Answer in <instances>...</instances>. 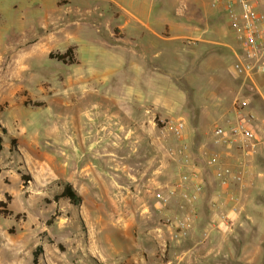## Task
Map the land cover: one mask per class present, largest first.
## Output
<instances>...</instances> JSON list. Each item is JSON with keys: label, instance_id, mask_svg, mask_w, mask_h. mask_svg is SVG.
Returning <instances> with one entry per match:
<instances>
[{"label": "rangeland", "instance_id": "374dc122", "mask_svg": "<svg viewBox=\"0 0 264 264\" xmlns=\"http://www.w3.org/2000/svg\"><path fill=\"white\" fill-rule=\"evenodd\" d=\"M137 1L149 3V0ZM163 1L154 0V11L164 10L166 21H172L180 0ZM130 2L132 0H0V121L6 129V133L0 131L4 144L0 155V202L5 203L0 206L3 210L0 213V264H35V253H38L37 264H130L129 257L140 252L141 241L164 240L163 226L177 231V219L164 215L174 207L173 200L163 205L152 195L160 190L173 196L171 191H165L173 183L167 178L161 182V177L166 176L168 159L164 152H155L145 164L137 162L126 175L129 181L116 183L117 191L122 192L118 199L122 204L128 194L145 197V206L149 209L147 218L139 211L129 221L127 215H114L112 198L98 197L104 194L101 192L104 189L108 196L112 195V162L109 163L112 150L102 149L101 154L105 155L101 166L88 150L89 144L96 141L95 123L100 120L95 104L104 103L102 98L112 94V79L119 90L124 89L129 71L126 60L132 56L130 51L140 46V40L127 38L117 43L116 28L110 39L109 27L105 29L109 14L105 12V17L101 18L98 7L112 6L122 22L128 21L130 26L138 25L146 30L129 15L128 11H133ZM255 2L264 15V0ZM201 3L204 20L200 32L181 31L188 37L198 38L199 42L188 45L189 40L159 41L164 51L160 58L163 69L156 74L149 73L157 77V86L164 98L178 104L172 123L183 117L184 130H195L194 124L198 123L199 130L214 132L217 125H228L236 97H250L253 107L258 95L264 96V85L261 84L263 79L258 78L260 92L256 93L248 85L242 88L243 78L234 69V51L240 49L239 29L223 9L213 7L212 0ZM162 4L165 6L161 7ZM141 19L154 27L153 23ZM164 31L167 37L178 34L174 30ZM71 47L76 63L80 64L63 63L50 56L62 54ZM179 48L178 62L173 60L178 57L173 51ZM94 67L108 73L106 83L100 85L91 79L87 84H67L75 73L88 76ZM148 78L143 77V82L149 81ZM168 122L155 119L157 130L164 138ZM260 122L264 123V119ZM66 130H87L83 163L98 160L95 166L99 168L93 169L92 181L82 184V202L77 206L59 197L65 177L77 167L71 160L72 165L65 167L68 172H62ZM13 140H16L15 146ZM188 147L193 154V147ZM182 174L177 172L174 183ZM145 220L148 226L143 229ZM130 222L134 226L130 227ZM252 237L245 243L248 246L238 248L239 255L237 247H232L239 264H264V246H259L260 254L251 257L258 248L256 244L251 246L258 236ZM163 243L167 245L166 241Z\"/></svg>", "mask_w": 264, "mask_h": 264}, {"label": "crops", "instance_id": "0c3cea01", "mask_svg": "<svg viewBox=\"0 0 264 264\" xmlns=\"http://www.w3.org/2000/svg\"><path fill=\"white\" fill-rule=\"evenodd\" d=\"M201 1L180 0L174 18L171 19L172 21H166L164 10L155 13L154 0H149V3L145 4L132 0L130 6L133 11L128 13L134 20L142 23V27L146 30L140 29L138 25L130 26L128 21L122 22L119 13L112 9V6L98 7L101 18L105 17V12L109 14L105 29L109 27L110 39H113L115 35L113 28H116L119 33L117 43H121L122 38H127L131 41L140 40L138 43L140 46H136V51H130L132 56L126 60L129 71L124 81V89L119 90L114 84L115 79H112V94L102 98L104 103L95 104V107H98L96 116L100 120L95 123L96 141L89 144L88 150H91L99 161L83 163L87 152L85 150L87 130L65 131L68 138L64 146L66 152H64L65 163L62 165V172H68L65 167L69 168L72 165L71 160L75 161L77 167L63 179L81 195L82 184L91 182L93 169L99 168L95 164L99 162L101 166L104 160L102 156L105 154H101L102 149L109 147L112 150V160L109 161L112 162V195L108 196L104 189L101 191L104 194L98 197L112 198V210L116 216L127 215L130 221L137 212L141 211L147 218L146 213L149 209L145 206V197L128 194L125 203L122 204L118 200L122 192L117 191L115 185L129 181L126 175L130 169L135 168L137 162L145 164L155 152L162 151L168 159L166 165L164 164L166 176L161 177V182L167 178L171 184H174L165 190L171 191L173 196H169L170 192L164 193L173 200L174 207L167 210L164 215H173L177 220L190 216L193 220L187 232H179L163 226L164 240L141 241L140 246L136 245L140 252L132 253L129 257L130 264H231L234 261L239 264V260L235 259L236 252L232 248L233 245L237 247L239 255L238 248L248 246L245 245L248 238L257 235L259 241L254 239L255 242L251 244L258 246L257 251L251 255L253 258L260 254L259 246H264V142H259L256 151L247 156L235 147L216 145L213 131L199 130L198 123L194 124L195 130H185L183 137L177 139L172 128L174 120L172 115L178 111V104L174 105L173 101L164 98L163 91L161 92V88L157 86V77L149 73L151 71L156 74L163 69L160 58L164 51L160 49L159 41L189 40L191 42L188 45L199 42L198 38L188 37L181 31L190 29L200 32V24L204 20ZM163 6L165 4L161 5ZM142 17L147 22L153 23L154 27L144 22ZM164 30H167V33L174 30L178 34L167 37L164 35L166 32ZM173 52L178 55L173 60L179 62L180 48ZM75 55L78 61L77 48ZM76 64H80L79 61ZM147 76L149 81L143 82V77ZM108 77L110 76L107 72L104 73L94 67L92 74L88 76L75 73L68 78L67 84L69 86L87 84L86 82L92 79L102 85L107 82ZM150 80L152 82L148 83ZM258 96L250 111L257 116L253 128L258 139H261L259 124L260 120L264 119V96ZM103 104H107L108 107H104ZM233 104L234 101L233 113L228 119V125L236 120ZM157 118L170 121L165 128L167 134L165 138L160 136V131L157 130L155 123ZM182 119L184 118L180 117L177 120ZM184 144L195 150L192 154L189 148L190 164L185 163L182 155L176 154L172 157L166 153L168 149L177 150ZM214 154L221 156V164L212 167L207 162ZM220 167L229 171L228 185H222L216 177ZM177 172L191 174V182L181 185L179 179L174 183L177 180ZM198 182L203 186L198 193V199L194 202L189 201L184 194H193ZM232 197H235L236 201H233ZM223 216H227L229 224L222 220ZM129 226L134 225L130 222ZM147 226L148 220H145L141 227L145 229ZM258 230H260L259 234ZM164 241L167 245L163 243Z\"/></svg>", "mask_w": 264, "mask_h": 264}, {"label": "built area", "instance_id": "2783aa9c", "mask_svg": "<svg viewBox=\"0 0 264 264\" xmlns=\"http://www.w3.org/2000/svg\"><path fill=\"white\" fill-rule=\"evenodd\" d=\"M213 7H221L228 15L231 22L239 29L238 41L240 49L234 51L236 62L234 69L236 73L243 78L242 88L251 86L256 93L260 92V83L257 79L262 78L264 85V15L259 11L255 0H213ZM250 97H236L233 109L236 120L229 125H217L213 132L216 145L222 147H232L241 150L245 155H251L256 151L257 144L264 142V123L260 122L261 139H258L253 126L257 122L256 115L251 109ZM185 124L183 120L172 123L174 135L177 139H181L184 135ZM189 147L184 144L179 149H168L169 156L176 154L184 156L186 164H190L188 155ZM207 164L215 167L221 164V156L219 154L212 155ZM229 171L220 167L216 172V177L222 185H228ZM192 175L184 172L180 177L181 185H187L191 182ZM202 184H196V191L193 194H184L189 201H196L198 193L202 190ZM152 195L163 205L169 204V198L162 191L152 192ZM233 201L236 198L232 197ZM222 220L228 223L227 216H223ZM192 218L190 216L178 219L175 227L179 232H187L192 226Z\"/></svg>", "mask_w": 264, "mask_h": 264}, {"label": "trees", "instance_id": "16d2710c", "mask_svg": "<svg viewBox=\"0 0 264 264\" xmlns=\"http://www.w3.org/2000/svg\"><path fill=\"white\" fill-rule=\"evenodd\" d=\"M52 58H57L58 60L62 61L63 63H71L74 64L76 63V60L73 56V47L69 48L66 52L62 53V54H57V55H50ZM37 106H41V104H35ZM0 131H3L4 133H6V129L3 128L2 123L0 121ZM16 140H13L12 143L15 146ZM4 150V144H3V138L0 136V155ZM2 173V170L0 168V175ZM60 198H65L68 199L69 202L74 205L77 206L82 202V197L81 195L73 188V186L70 183L64 182L63 183V190L61 192V195L59 196ZM5 205V203L3 201L0 202V206L3 207ZM2 208L0 209V213L2 212ZM53 219V218H52ZM52 219L48 221L49 225L52 224ZM35 256V264H37V257H38V253L34 254Z\"/></svg>", "mask_w": 264, "mask_h": 264}]
</instances>
